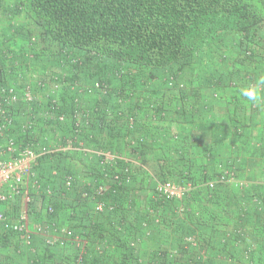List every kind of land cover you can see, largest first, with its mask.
Segmentation results:
<instances>
[{"label":"trees","instance_id":"1","mask_svg":"<svg viewBox=\"0 0 264 264\" xmlns=\"http://www.w3.org/2000/svg\"><path fill=\"white\" fill-rule=\"evenodd\" d=\"M258 2L264 4V0H28V18L40 34L38 43L34 45L32 61L39 63L44 57L55 59L63 49L66 54L83 59L76 63L67 62L65 67L69 76L66 85L55 94L59 106L54 113H62L64 120L54 119L55 114H52V119L47 121L38 119L32 133H23L21 125L30 120L31 116L27 103L19 101L10 109L15 116L10 134L21 142L43 141L42 136L46 135L47 142L62 145L65 138L72 135V113L75 109L72 97L76 95L77 89H72L71 86H91L95 80H108L111 90L107 94L97 90L93 96L87 95L90 98H81V108L95 110L91 113L89 124L79 134L80 138L87 147L107 149L119 155L127 153L135 162L139 161V164L147 166L150 162L153 172L149 173L139 167V164L123 157L114 166H106L109 174L115 169L129 166L132 175L128 182H107L104 194L97 199L115 203V206L111 210L105 208L96 212L93 209L96 201L93 188L105 182L100 165L101 157L94 153L71 150H56L40 156L33 166V173L43 187L51 184L53 193L47 195L43 190L37 191L30 186V200L26 203L24 212L26 221L30 218L27 224L32 226L31 242L36 251L32 253L27 246L22 245L19 233L13 229L0 228V264L8 262L10 253L15 256L28 254L26 264H31V260L35 264H187L188 259H194L195 264L210 263H206L204 251L211 245V241L199 225L206 221L204 210L210 213L216 208L214 206H221L219 200L217 202V190L235 198L238 195L246 196L250 192L249 188L246 183L241 187L230 183H215L210 187L207 182L216 177L218 163L235 170L231 159L213 161V170L207 168V163L195 168L190 147L198 136L174 132L170 133L169 139L163 141L161 135L158 138L152 132L159 124H153L152 120H165L170 114L171 109L166 108L165 102L168 99L164 95L172 93L179 98L174 106L175 113H184L186 107L197 110V104L187 103L185 99L190 98L194 91L186 87L188 81L183 88L177 84L186 79L184 76L194 59L186 40L193 30L200 28L207 17L231 15L237 20L236 25L239 24L246 37H249L248 44L237 54V59L241 62H248L247 74L242 75L234 69L229 72L231 75L228 77L221 73L211 79L225 89L222 91L223 95L217 97L222 98L227 94L229 98H238V95H233V91L241 94L242 88L252 86V81L264 84V77L261 75L264 73V33L255 27H264V9L260 8L256 13L254 8ZM252 9L256 14L251 12ZM258 22L259 25L256 24ZM23 33L20 27H16L6 37L9 39L12 34ZM0 45L6 47L3 51L14 52V49L4 43L1 42ZM21 57H12L9 70H5V67L0 69V83H11L16 88H21L27 82L25 74L19 75L28 65L22 64L25 57ZM15 61H18V65H15ZM114 68L126 70V76H115ZM146 68L166 69L167 76L174 77L175 83L172 86H168L166 78L164 79L166 87L164 94L162 93L163 98L144 97L136 91L137 86L132 78L135 74L137 76V70L143 71ZM132 69L137 70L133 72ZM230 84L232 86L227 90L226 86ZM49 90L48 85L34 87L35 98L40 100L41 109L49 107L46 95ZM151 102H155L156 107H150ZM128 116L134 117L131 127L127 123ZM145 117L150 120H145ZM119 140H126L125 146L114 148V142L121 144ZM150 156L153 159L148 160ZM78 158L89 161V165L85 167L90 173L89 183H79V175L83 169L81 167L80 171H75L73 163L75 159L79 161ZM207 159V162L213 159L212 155L207 154ZM44 164H47L49 170L47 178L38 173L39 165ZM68 174H74L75 180L66 189L64 180ZM236 177L241 179L237 175ZM166 179L182 184L188 182L191 189L182 200H159L153 196L155 184L158 180ZM85 191L89 192L90 197H82ZM198 193L206 197V206L193 204L194 196ZM20 197L16 195L1 203H18ZM47 204L53 206V212H46ZM13 211V215L17 216V208ZM60 211L66 213L68 222L58 220ZM154 217L158 219L157 222L153 221ZM51 221L58 225H68L73 236L78 235L86 242L83 259H79V247L68 239L63 246L52 245L47 243L46 233L40 232L42 237L37 242L38 246L35 245V224L39 227ZM158 232L163 240L155 236ZM192 234L197 237L196 246H189L184 241L186 236ZM246 236L243 226L238 224L235 228L224 230L218 238L217 247L232 264H264L257 253L261 250L260 246L256 248L251 242L252 238L249 241ZM134 237H139L140 241L130 246L129 241ZM263 238L264 233L260 232L258 241ZM96 244L104 246L102 253L95 252ZM145 244L146 247H143ZM172 250L176 252L172 253ZM2 251L6 253L3 254ZM198 256L202 259L199 260Z\"/></svg>","mask_w":264,"mask_h":264},{"label":"built area","instance_id":"2","mask_svg":"<svg viewBox=\"0 0 264 264\" xmlns=\"http://www.w3.org/2000/svg\"><path fill=\"white\" fill-rule=\"evenodd\" d=\"M38 43V37L31 36L28 41V49L24 50L25 61L24 65H27L23 71H20L21 76L25 74L27 82L21 87L16 88L14 84L8 83L3 85L0 83V202H4L7 199L20 195L22 200L27 203L30 200V193L26 191L28 184L34 190H43L47 195L53 193V187L51 184H46L42 186L39 179H37L33 173V166L36 164L38 158L44 154L54 152L56 150H71V151H81L83 153L96 154L101 157L100 165L103 173V178L105 182H102L93 188V197H96V201L93 204V209L96 212H101L105 208L113 209L115 203H107L103 199H97L104 194L107 188V182L112 180L116 183L128 182L132 175V170L129 166H125L122 169H115L113 173H108L106 171V166H114L118 159L121 158L119 154L111 150L104 149H94L87 147L83 140L80 138V133L84 127H86L90 122L91 113L93 109L81 108L80 101L87 95L93 96L95 91H100L103 94H107L111 90V84L108 80H95L91 86H79L78 84L72 85V89H77L76 95L72 97L75 103V109L72 113L73 124L71 126L72 135L65 138V142L62 145L57 143L47 142V136L43 135L41 140L21 142L17 138L10 134L9 130L14 123L15 116L11 113V106H14L19 101L26 102L28 105V112L30 120L26 121L21 125V130L23 133H32L34 131L35 125L38 119L49 120L53 117L59 121L64 120V115L62 113H54L59 106V101L56 97V93L60 92L61 89L66 85L68 79V70L66 69L67 62L76 63L83 59L79 56L66 54V50H59L60 53L57 58L52 59L55 62L54 67H46L41 69H34L30 63L34 58V45ZM12 49V48H11ZM15 51V50H14ZM14 52H6L0 49V69L9 70L11 68L10 60L15 58L12 55ZM13 57V58H12ZM115 76L125 77L126 70L122 68H114ZM175 83L174 77L168 75L166 77V84L172 86ZM185 82H179L177 85L181 88L185 86ZM50 88L49 92L46 94L48 96L49 107L40 108V100L35 98L34 87H45ZM128 92V91H126ZM121 98V97H120ZM154 98V97H153ZM150 107H156L155 102L150 103ZM95 110V109H94ZM120 114V113H119ZM107 116V115H106ZM29 119V118H28ZM128 126L131 127L134 124V117L128 116L127 118ZM218 172L214 180H209L207 184L212 187L215 183H230L234 186L241 187L245 184L242 179L236 177L234 171L227 167L225 164L218 163ZM75 180L74 174H68L65 177L64 184L66 189L72 186ZM191 189V184L178 183L173 180H158L155 184L153 196L157 199L162 200H182ZM88 191L82 193V197L88 198ZM182 210V208L180 209ZM46 212H53V206L47 204ZM26 215L23 214L16 221H11L4 212L0 210V228H10L15 232L19 233L22 245H25L29 250L34 253L36 250L32 246L31 234L32 229L27 224ZM154 222H157V218H153ZM142 224H146L142 222ZM37 232L46 233V240L49 244H57L63 246L66 240L74 242L77 247H79V259H83V254L86 252L85 243L78 235L73 236L72 230L68 225H58L55 221H51L43 226H39ZM149 234V233H148ZM138 241L139 237H134L129 241V245L133 246ZM185 243L189 246H196L198 243L197 237L195 235H188L184 239ZM104 246L101 244L95 245V252L102 253ZM176 250H172L175 253ZM198 259L201 260L198 256ZM31 264H35L33 260L30 261ZM195 260L188 259L187 264H195Z\"/></svg>","mask_w":264,"mask_h":264},{"label":"crops","instance_id":"3","mask_svg":"<svg viewBox=\"0 0 264 264\" xmlns=\"http://www.w3.org/2000/svg\"><path fill=\"white\" fill-rule=\"evenodd\" d=\"M1 42L15 50L12 53L15 58L24 57V50L28 49L26 45L21 47L11 46L5 32L0 34ZM1 48L3 50L6 47ZM34 62L30 63L34 69L54 67L55 65V62L47 57L42 58L39 63ZM22 64L24 65V63ZM15 65H18V61H15ZM261 75L264 77V73H261ZM205 80L204 86L207 87L209 84ZM207 81L209 82L208 79ZM257 84L261 91L264 90V84L256 83V86ZM225 95L222 98H185L187 103L197 104V110L193 111L192 108L186 107L185 112L181 114L175 113L174 107L179 98H167L168 101L165 100L166 108L171 109L169 110L170 114L165 120H152L153 124L159 122L157 124L158 128L152 129V132L158 138L161 135L163 141L169 139L170 133L179 132L181 135L193 133L195 137L198 136L196 142L190 147V156L195 163V168L199 164L204 163L205 165L207 163V168L213 170L215 160L231 159L236 175L241 177L249 188L250 192H247L246 196L238 195L235 198L222 190H217V202L219 200L221 206H214L216 208L213 207L214 210L213 212L211 210L210 213L204 208V217L207 218L204 224L199 225L201 231L211 241V245L207 246L205 251L203 250L206 263L232 264L225 258L224 254H221L217 244L218 238L224 230L235 228L238 224L241 227L243 226L245 234L247 233L246 239L250 241L252 238L251 242L254 243L256 248L260 246L261 250L259 249L257 253L259 260L264 261V238L260 241L257 239L260 232L264 233V92H259L257 101H251L247 98H229L227 94ZM202 104L205 105L202 106ZM144 119L150 120L149 117ZM108 134L106 133V135ZM125 141L119 140L121 144H118V141L114 142L113 147L122 148L126 144ZM207 154L212 155L213 158L209 162H207L208 159L206 160ZM120 156L125 160L133 161L136 165L141 163L138 161L139 158L136 159L138 162H135V159L127 153H121ZM85 161L82 159L79 161L73 160L75 171H80L81 167L83 169L79 175V183L81 184L89 183L88 178H90V173L86 169L89 161H86L87 163ZM148 165L149 167L146 164H139L138 166L151 173L150 171L153 170L152 164L149 162ZM205 198V196L198 193L194 196L193 204L204 207L207 204L204 203ZM14 204L13 201L0 202V210L11 221L20 218L16 219L13 216ZM58 220L62 223L68 222L64 211L58 213ZM193 223L198 225L197 221ZM216 223H218V226H215ZM30 227L32 228V226ZM33 234L35 245L38 246L37 242L40 241L42 236L37 231H34ZM155 236H158L161 240L164 239L160 232L156 233ZM143 247H146V244ZM5 253L4 251L3 254ZM27 256H15L10 253L8 262L6 260L7 263L4 264H26Z\"/></svg>","mask_w":264,"mask_h":264},{"label":"rangeland","instance_id":"4","mask_svg":"<svg viewBox=\"0 0 264 264\" xmlns=\"http://www.w3.org/2000/svg\"><path fill=\"white\" fill-rule=\"evenodd\" d=\"M27 2L28 0H0V31L2 32H0V34H3L4 32L6 34L12 33L16 27H20L21 30L24 31L22 35L12 34L9 37L8 42L13 47H21L23 45L28 47V41L31 36L40 37L35 26L31 24L28 18ZM257 4L256 8H254L256 13L260 8L264 9V4L261 2H258ZM254 9H252L251 12H254ZM236 22L237 20L231 15L223 17H207L199 29L193 30L189 34L186 42L193 52L194 59L184 76V78H186L184 80L186 81H183H188L186 87L194 90L193 93H191L192 96L190 98H218L217 96L223 95L222 91L225 89L220 86L221 84L218 85L217 82L214 83L211 81V79L221 73H225L228 77L231 75L229 72L235 69L240 71V74L242 73V75L247 74L246 68L248 62L244 60L243 62L245 63L241 62L240 59H237V54L244 49V45L248 44L249 37H246L243 29L239 24L236 25ZM256 24L259 25L260 22ZM255 27H257L256 29L261 31L262 34L264 33V27ZM0 47H3V45H0ZM136 70L137 69H132L131 71L135 72ZM136 72H138L137 76L135 74V77L131 80L137 86L136 91L138 93L148 98H163L164 89L166 87L164 79L168 74L166 69L148 70L146 68L143 71L137 70ZM204 80L209 86H204ZM251 85L258 88V90L260 89L259 85L257 84L256 86L254 81L251 82ZM231 86V84L230 86H226L227 90H230L229 88H231ZM259 91H261V89ZM233 92V95H238V98L243 96L242 93L239 94L238 92ZM173 94L175 93L166 96L164 95V97L177 98V96ZM87 98L90 97L87 96ZM230 98H232V96ZM243 98L245 97L243 96ZM151 159H153L152 156H150L148 160ZM150 172L152 173L153 171ZM38 173L41 177L47 178L49 173L47 164L42 166L39 165ZM30 190V185L28 184L26 191L31 193ZM25 206L26 203L21 197L18 198V203L14 204V208H17L18 215L13 216L19 218L24 214ZM35 226V230H37L38 225L35 224Z\"/></svg>","mask_w":264,"mask_h":264},{"label":"clouds","instance_id":"5","mask_svg":"<svg viewBox=\"0 0 264 264\" xmlns=\"http://www.w3.org/2000/svg\"><path fill=\"white\" fill-rule=\"evenodd\" d=\"M242 95L251 101H257L259 99V90L256 87L249 86L242 90Z\"/></svg>","mask_w":264,"mask_h":264}]
</instances>
